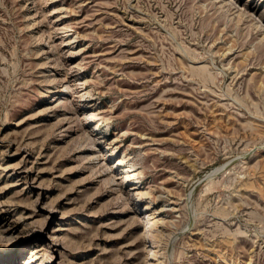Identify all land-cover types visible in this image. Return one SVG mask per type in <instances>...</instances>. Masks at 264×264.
Segmentation results:
<instances>
[{
    "label": "rangeland",
    "instance_id": "374dc122",
    "mask_svg": "<svg viewBox=\"0 0 264 264\" xmlns=\"http://www.w3.org/2000/svg\"><path fill=\"white\" fill-rule=\"evenodd\" d=\"M228 1L0 0V264H264V0Z\"/></svg>",
    "mask_w": 264,
    "mask_h": 264
},
{
    "label": "bare ground",
    "instance_id": "6f19581e",
    "mask_svg": "<svg viewBox=\"0 0 264 264\" xmlns=\"http://www.w3.org/2000/svg\"><path fill=\"white\" fill-rule=\"evenodd\" d=\"M218 2H219V6H220V8L221 7H223V6H225V4H228L229 6L230 5H232L231 4V2H229L228 0H217ZM230 8H235L234 7V5L232 6V7H230ZM228 9V8H227ZM231 9V10H232ZM233 13H235L234 14V23L235 24H238V22L241 20V19H246V21L248 22V23H250V26H252L253 28H255L256 30H260V32L263 34V37H262V39L264 38V27L262 26V24H260V22L259 21H257L256 19L254 20L253 18H251V17H249V15L248 14H245V12L244 11H241L240 9H234V11H233ZM242 21V20H241ZM261 39V38H260ZM261 39V40H262ZM89 116H90V118H93L94 117V114L93 113H89ZM97 123V122H96ZM95 123V124H96ZM112 150L113 149H111V152H112ZM120 162H121V159H116L115 160V163H116V165H119L120 164ZM123 169V171H124V173H125V178H127V179H129V178H132V177H134L135 175H136V173L135 172H133L132 170H127L126 168H122ZM135 183L136 182H133L132 184H134L135 185ZM132 188L133 189H136L137 187H134V186H132ZM139 188V187H138ZM136 194H137V196H142V195H144V194H147V192L145 191V192H141V191H137L136 192ZM146 207H147V205H144V209H146ZM151 214L152 213H149V215H150V217H146V221H145V224H144V229H145V227H147L146 228V230H145V233L147 234V235H150V237L152 238V239H154L156 236H157V232L155 231V232H151V231H149L148 230V228L149 227H151L152 225H154L156 222H158V219L157 218H155V217H151ZM149 252H150V255L152 254L153 256H155L156 255V251L155 250H152V249H149Z\"/></svg>",
    "mask_w": 264,
    "mask_h": 264
}]
</instances>
